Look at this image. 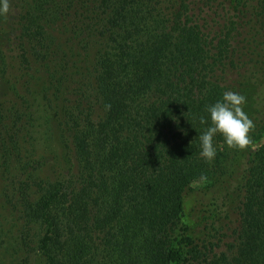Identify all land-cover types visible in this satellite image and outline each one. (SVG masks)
I'll use <instances>...</instances> for the list:
<instances>
[{"label": "trees", "instance_id": "obj_1", "mask_svg": "<svg viewBox=\"0 0 264 264\" xmlns=\"http://www.w3.org/2000/svg\"><path fill=\"white\" fill-rule=\"evenodd\" d=\"M60 10L73 35L93 36V87L79 83L71 99L60 84L52 102L73 171L23 203L43 230V264H264V143L253 148L264 137V0H65ZM22 20L7 56L12 27L0 16V66L13 69L0 135L16 138L11 94L31 78L33 53H49L30 51ZM225 91L245 97L251 143L230 149L217 135L208 162L200 119Z\"/></svg>", "mask_w": 264, "mask_h": 264}, {"label": "rangeland", "instance_id": "obj_2", "mask_svg": "<svg viewBox=\"0 0 264 264\" xmlns=\"http://www.w3.org/2000/svg\"><path fill=\"white\" fill-rule=\"evenodd\" d=\"M64 2L9 0L6 16L12 28L5 49L7 56L12 55L17 45L14 25L19 17L33 37L27 42L30 51L47 46L49 53L46 57L33 53L31 78L25 77L21 89L11 94L15 107L22 113L16 127L19 137L0 135V264H43L38 254L43 230L28 221L23 203L25 199L35 201L45 181L68 176L73 171L65 162L68 132L61 126L60 114L52 101L58 96L61 83L71 99L79 83L89 89L93 87V36L78 34L84 36L81 39L71 33L70 17L60 10ZM40 28L43 30L38 35ZM9 71L13 72L9 64L0 66V93L8 92L5 78ZM263 143L264 137L253 148ZM199 186V180L193 183V187Z\"/></svg>", "mask_w": 264, "mask_h": 264}, {"label": "clouds", "instance_id": "obj_3", "mask_svg": "<svg viewBox=\"0 0 264 264\" xmlns=\"http://www.w3.org/2000/svg\"><path fill=\"white\" fill-rule=\"evenodd\" d=\"M9 12V0H0V16ZM245 97L233 91H225L221 99L207 107V118L201 117V125H207L199 136L200 155L211 162L216 157L214 138L223 137L230 149L244 150L251 143L249 133L254 124L243 111Z\"/></svg>", "mask_w": 264, "mask_h": 264}]
</instances>
